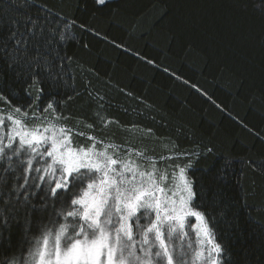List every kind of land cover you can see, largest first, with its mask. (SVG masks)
Wrapping results in <instances>:
<instances>
[{
	"label": "snow or ice",
	"instance_id": "obj_1",
	"mask_svg": "<svg viewBox=\"0 0 264 264\" xmlns=\"http://www.w3.org/2000/svg\"><path fill=\"white\" fill-rule=\"evenodd\" d=\"M112 2L91 0V19ZM81 5L89 10V0H76ZM253 7L264 17V0ZM78 21L47 0H0V243L11 246V228L21 224L20 240L0 264H233L216 217L231 216V229L243 235L234 211L243 205L223 186L235 161L206 166L215 156L211 141L181 149L169 138L160 151L128 138L116 143L109 126L129 134L139 126L107 116L111 100L93 84L99 73L67 54L84 33L102 36ZM233 79L239 88L242 78ZM80 97L92 122L66 114ZM248 99L264 110V92ZM241 126L264 141V128ZM153 137L144 129L142 139ZM247 163L264 173V160Z\"/></svg>",
	"mask_w": 264,
	"mask_h": 264
},
{
	"label": "trees",
	"instance_id": "obj_2",
	"mask_svg": "<svg viewBox=\"0 0 264 264\" xmlns=\"http://www.w3.org/2000/svg\"><path fill=\"white\" fill-rule=\"evenodd\" d=\"M43 2L37 0V4ZM47 2L69 19H87L102 34L84 33L80 44H68L67 54L99 73L101 79L93 78V84L111 100L106 115L121 125L139 126L129 134L111 125L108 135L156 151L169 138L181 149L211 141L215 156L206 166L214 167L223 159L235 161L223 186L243 205L234 209L241 217L243 235L231 229V216L227 221L217 216L218 228L233 264H264V173L247 163L250 158L264 160V141L241 126H254L256 131L264 128V110L248 99L264 92V17L253 7L261 0H113L99 9L95 20L90 16L95 11L91 0L87 12L83 5L76 6V0ZM103 36L131 51L113 47ZM82 43H88L91 50H84ZM189 45L195 53H188ZM144 58L154 60L155 65L145 63ZM172 72L188 83L174 78ZM234 76L242 78L239 88ZM66 114L92 122L86 97L70 102ZM147 128L154 130L155 137L142 139ZM20 237L21 224L17 223L11 228V246L7 240L0 243V261Z\"/></svg>",
	"mask_w": 264,
	"mask_h": 264
},
{
	"label": "rangeland",
	"instance_id": "obj_3",
	"mask_svg": "<svg viewBox=\"0 0 264 264\" xmlns=\"http://www.w3.org/2000/svg\"><path fill=\"white\" fill-rule=\"evenodd\" d=\"M115 141H117V140H115ZM117 142H119V141H117ZM119 143H121V142H119ZM194 222V221H193Z\"/></svg>",
	"mask_w": 264,
	"mask_h": 264
}]
</instances>
